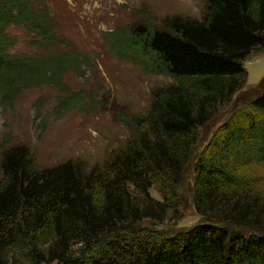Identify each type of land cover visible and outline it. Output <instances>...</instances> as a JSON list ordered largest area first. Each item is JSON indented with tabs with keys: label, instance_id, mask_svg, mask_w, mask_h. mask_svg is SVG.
<instances>
[{
	"label": "trees",
	"instance_id": "trees-1",
	"mask_svg": "<svg viewBox=\"0 0 264 264\" xmlns=\"http://www.w3.org/2000/svg\"><path fill=\"white\" fill-rule=\"evenodd\" d=\"M34 1L0 0L5 108L42 84L66 92L64 74L86 62L71 40L55 32L48 9L35 10ZM202 1L200 19L166 16L157 27L150 14L108 33L119 55L172 79L155 88L146 113L135 114L137 137L108 164L83 169L68 159L39 168L25 144L3 145L0 264H264V175L247 170L264 168V91L233 110L195 156L191 197L201 219L170 233L139 226L143 219L161 222L176 212L172 185L182 178L197 127L244 86L242 61L264 47V0ZM16 24L36 32L39 48L73 50L10 54L8 29ZM125 35L131 42L122 44ZM66 94L59 97L61 113L80 104L79 93ZM37 118L44 120L41 108ZM156 181L162 199L150 192ZM74 242H81L79 251H73Z\"/></svg>",
	"mask_w": 264,
	"mask_h": 264
},
{
	"label": "rangeland",
	"instance_id": "rangeland-1",
	"mask_svg": "<svg viewBox=\"0 0 264 264\" xmlns=\"http://www.w3.org/2000/svg\"><path fill=\"white\" fill-rule=\"evenodd\" d=\"M32 5L38 11L48 9L55 32L71 40L74 49L85 55L86 62L78 71L64 74L66 92L47 83L24 90L14 107L5 108L0 103V161L6 143L25 144L39 168L68 159L81 164L83 169H90L95 163L106 165L120 148L137 137L135 114L147 112L155 88L172 82L165 75L145 72L132 63L131 56L119 55L109 42L108 33L143 22L150 14L157 27L166 16L200 19L204 3L202 0H35ZM8 34L13 42L8 50L10 54L33 56L73 50L60 45L37 47L33 42L38 36L27 24L11 25ZM119 42L126 44L131 39L125 35ZM242 64L247 71L244 86L196 129L197 139L182 178L172 185L176 212L172 215L170 210L161 222L143 219L139 226L170 233L201 219L191 197L195 156L233 110L247 106L264 91V47L252 51ZM69 92L80 94V104L61 113L59 97ZM38 108L42 109L43 122L37 118ZM247 170L253 175H264L261 166L249 165ZM150 192L162 199L164 190L156 181ZM118 235L125 236V232ZM80 246L81 242H74L73 251H79ZM46 264H58V261Z\"/></svg>",
	"mask_w": 264,
	"mask_h": 264
}]
</instances>
